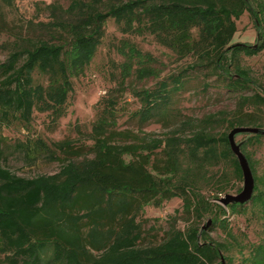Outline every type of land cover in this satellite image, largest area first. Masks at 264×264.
Returning <instances> with one entry per match:
<instances>
[{"label":"trees","instance_id":"obj_1","mask_svg":"<svg viewBox=\"0 0 264 264\" xmlns=\"http://www.w3.org/2000/svg\"><path fill=\"white\" fill-rule=\"evenodd\" d=\"M13 1L1 4L11 6ZM1 4L0 21L5 19ZM48 9L53 20L42 24L46 34L17 38L15 49L0 63V126L28 127L36 111L50 113L53 121L65 116L74 79L92 64L112 19L125 33L152 36L176 62L195 59L156 88L135 92L141 108L133 116L140 123L166 115L188 72L203 68L222 78L229 91H253L240 97L237 117L226 122L228 130L263 129L247 108L264 106V86L242 60L264 50V0H72L67 8L53 3ZM246 12L259 30L258 45L234 43L237 22ZM117 49L122 61L115 64L116 92L132 77L160 76L158 59L131 39ZM36 76L45 82H36ZM101 103L89 146L76 147L71 140L51 146L42 139L33 143L34 151L62 162L58 172L30 179L0 165V264H222L221 254L237 242L223 217L243 213L249 202L264 214V173H258L250 150L264 134L243 135L241 145L255 178L253 197L223 207L213 201L220 200L224 189L210 198L198 185L205 168L224 163L243 181L227 132L217 136L200 129L189 136L174 132L123 143L118 139L129 132L119 130V102L106 97ZM58 150L64 157L56 156ZM87 150L92 158L75 160ZM173 198L183 201L191 224L185 229L174 224L162 242L147 244L139 216L147 205L160 207ZM209 216L214 227L227 231V242L210 237L201 224ZM85 226H90L87 233ZM246 261L264 264V243L252 246Z\"/></svg>","mask_w":264,"mask_h":264},{"label":"rangeland","instance_id":"obj_2","mask_svg":"<svg viewBox=\"0 0 264 264\" xmlns=\"http://www.w3.org/2000/svg\"><path fill=\"white\" fill-rule=\"evenodd\" d=\"M72 0H14L11 6L3 7L5 19L0 21V63L6 61L9 54L15 49L17 38H35L45 35L47 24L53 20L48 5L57 3L67 8ZM90 1V0H87ZM238 31L234 43L258 45L260 41L259 30L255 27L250 14L246 12L237 22ZM131 39L142 50L150 52L158 59L157 67L160 72L158 78L138 80L130 78L125 88L116 92L117 82L113 75L117 74L115 64L122 61L118 53V46L125 39ZM195 59L176 62L170 50L158 44L150 35L125 33L122 28L110 19L106 25V34L86 73L74 79V90L70 95L69 105L65 116L53 121L50 113L36 111L32 123L23 127L16 123L12 126H0V165L11 170L23 178H35L39 175H51L60 170L62 162L51 158L50 154L36 152L33 143L42 139L51 146L54 142L71 140L76 147L92 144L90 133L94 122L97 120L103 104V98H114L119 102V130L129 132L126 138L118 141L123 143H138L149 138H165L174 132L189 136L194 131L204 129L214 135L228 134L227 121L237 117L238 104L242 95L253 94L248 91H229L223 79L217 75L209 74L206 69L197 68L185 76L184 87L174 92L171 107L166 115L155 118L148 123H140L138 117L133 116L141 108L136 91L154 89L162 80L172 74L180 73ZM242 65L252 70V75L257 79L258 85L264 86V50L256 56H244ZM45 82L44 78L36 76V82ZM209 84V88H206ZM111 91H113L111 93ZM248 112H255L264 131V106L247 108ZM216 116L214 121L209 120ZM187 122H190L188 125ZM250 134H237L236 142L241 146L244 136ZM250 150L254 151V158L258 161V173H264V139L260 144ZM56 156L64 157L56 151ZM88 150L76 161L92 158ZM230 181V183H228ZM199 189L210 198L219 193L220 200H214L223 207L222 200L233 199L244 188L243 181L236 180L234 168L229 163L221 166H209L203 170V179L199 182ZM241 189V190H240ZM223 218L228 220L229 228L237 238V242L229 244L221 254L219 261L229 264H249L246 260L250 256L252 246L264 243V214L258 208L247 204L243 213H228ZM143 224L144 236L148 243L162 242L172 225L185 229L191 224L183 213V201L173 198L164 202L160 207L147 205L139 216ZM211 216L202 221L210 237L218 242H227V231L221 225L209 224ZM84 220L83 222H87ZM90 226L84 227L87 233ZM242 249V252L240 251ZM97 254V252H95Z\"/></svg>","mask_w":264,"mask_h":264},{"label":"water","instance_id":"obj_3","mask_svg":"<svg viewBox=\"0 0 264 264\" xmlns=\"http://www.w3.org/2000/svg\"><path fill=\"white\" fill-rule=\"evenodd\" d=\"M254 134V133H262L264 134V131L260 128H253V127H236L231 130L229 133V142L231 149L233 153L238 158V161L240 163L242 172H243V178H244V188L241 191V193L234 197L233 199H224L222 200L223 204L227 205L229 203H245L251 200L254 194L255 189V178L251 169V166L248 162L247 157L245 154L241 151V146L236 142L235 137L237 134ZM211 221H209V224Z\"/></svg>","mask_w":264,"mask_h":264}]
</instances>
